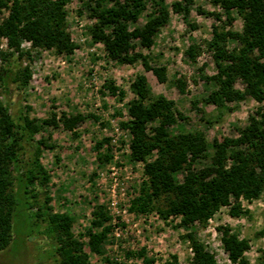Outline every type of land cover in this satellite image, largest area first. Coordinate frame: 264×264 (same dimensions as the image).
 <instances>
[{
    "label": "trees",
    "instance_id": "obj_1",
    "mask_svg": "<svg viewBox=\"0 0 264 264\" xmlns=\"http://www.w3.org/2000/svg\"><path fill=\"white\" fill-rule=\"evenodd\" d=\"M69 0H0V9L9 14L0 22V45L7 41V49L0 47V86L12 94V86L28 84L31 71L23 66V47L30 41L33 47L54 49L58 54H72L77 47L67 26ZM90 16L95 24L90 27L94 41L104 44L108 56L120 63L142 61L160 82L168 80L166 65L152 66L150 55L138 50L139 44L151 49L160 28L171 19V12L188 18L193 0H176L169 6L166 0H88ZM220 4L231 24L236 11L243 20L241 31L213 24L212 37L206 46L212 51L217 72L206 76L214 89L204 100L223 109L236 100L239 91L234 85L239 78L246 83V91L253 98L264 101V0H213ZM151 11L142 26L131 28L142 14ZM198 12L221 20V14ZM229 40L239 45L227 47ZM200 50L192 44L185 51L195 60ZM184 92L185 83L178 81ZM112 95L125 96L113 83L108 85ZM134 97L128 103L130 119L121 126L130 133V160L144 163V175L138 194L132 199L129 210L137 215L157 211L163 219L180 217V225L205 223L222 207L229 206L232 216L248 214L241 199L251 202L264 191V109L258 108L250 115L249 123L236 137L226 136L210 143L199 130L174 135L170 127L187 116L176 108L174 100L165 95H154L145 74H138L131 85ZM25 108V107H23ZM15 117L10 101L0 99V251L12 242L17 244L21 227L28 223L37 226L36 243L49 240L54 244L51 256H58V264H87L88 254L84 244L72 232L73 218L67 213L53 212L50 195L51 176L41 161L42 146L53 148L46 139H36L44 125L60 124L74 130L88 115L78 112L57 113L46 119L32 118L24 110ZM95 120L100 117L90 114ZM112 138L98 140L95 149L101 162L111 159L101 153ZM210 163L198 167L197 163L208 157ZM107 150H111L108 146ZM156 154V155H155ZM153 156L152 159L150 157ZM155 156V157H154ZM182 172L181 181L176 175ZM165 197L162 205L160 200ZM112 216L106 206L98 204L92 211L88 228V244L92 252L102 253V245L113 230ZM223 248L232 264H250L246 252L251 248L247 238L240 237L229 226H221ZM194 253L189 264H220L213 252L193 232L185 235ZM143 257L140 264H154L146 256V249L138 252ZM162 264H181L173 254ZM264 264V257L263 262Z\"/></svg>",
    "mask_w": 264,
    "mask_h": 264
},
{
    "label": "rangeland",
    "instance_id": "obj_2",
    "mask_svg": "<svg viewBox=\"0 0 264 264\" xmlns=\"http://www.w3.org/2000/svg\"><path fill=\"white\" fill-rule=\"evenodd\" d=\"M176 0H166L171 6ZM148 11L131 24V28L144 25ZM188 18L171 12L169 23L160 28L151 49L138 50L150 55L152 66L166 65L168 80L160 82L152 70H147L140 60L133 64L120 63L110 58L104 44L94 41L90 27L95 18L90 16L88 0H69L67 3V26L77 45L72 54H58L54 49L33 47L25 41L23 47L29 51L22 59L28 65L31 77L25 86H12V94H7L0 86V99L10 101L15 117L23 110L30 117L46 119L62 112L88 115L74 130L60 124L59 127L44 125L36 139H46L53 148L42 146L41 161L49 171V184L53 212L67 213L73 218L72 232L84 244L88 254L87 264H140L143 257L138 252L146 249V256L154 259V264H162L173 254L178 255L181 264H189L193 258L191 244L185 235L195 233L205 246L215 254L220 264H232L223 248L221 226H229L233 232L251 242L246 252L250 264H262L264 257V191L260 198L248 202L241 199L248 214L232 216L230 207L224 206L205 223L195 222L180 225V217L163 219L157 211L135 214L129 210L132 199L138 194L145 178L144 163L130 160V133L121 126L130 119L128 103L134 97L131 85L138 74H145L154 95H165L176 103V108L187 118L170 127L174 135L199 130L214 143L224 137H236L249 123L250 115L258 108L264 109V101L248 94L246 83L239 78L234 87L239 96L227 103V108H219L204 99L214 89L211 76L217 72L212 51L206 41L212 37L213 24L227 29L241 31L243 20L234 11L235 20L226 25L227 16L223 7L213 0H193ZM221 14V20L198 12ZM9 14L8 9H0V22ZM200 46L195 60L185 51L192 44ZM237 40H229L227 47H237ZM0 47L6 50L7 41L2 39ZM4 64L0 61V71ZM185 83L184 92L178 81ZM113 83L125 96L112 95L108 85ZM90 114L100 117L95 120ZM111 137L110 145L105 144L101 153H108L111 159L101 162L94 148L98 140ZM108 146L111 150H107ZM203 157L197 166L210 163V154ZM156 155V154H155ZM155 157V156H154ZM153 156L150 157L152 159ZM183 173L176 179L181 181ZM165 197L160 200L164 205ZM98 204L106 206L112 216L113 230L102 245V253L90 250L87 230L91 227L92 211ZM37 226L29 223L21 227L17 244H10L0 251V264H58L53 242L36 243Z\"/></svg>",
    "mask_w": 264,
    "mask_h": 264
}]
</instances>
